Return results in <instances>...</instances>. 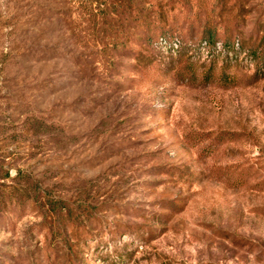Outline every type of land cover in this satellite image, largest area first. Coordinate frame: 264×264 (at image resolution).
Returning <instances> with one entry per match:
<instances>
[{
	"label": "rangeland",
	"instance_id": "1",
	"mask_svg": "<svg viewBox=\"0 0 264 264\" xmlns=\"http://www.w3.org/2000/svg\"><path fill=\"white\" fill-rule=\"evenodd\" d=\"M223 1L147 41L144 0H0V264H264V0Z\"/></svg>",
	"mask_w": 264,
	"mask_h": 264
},
{
	"label": "trees",
	"instance_id": "2",
	"mask_svg": "<svg viewBox=\"0 0 264 264\" xmlns=\"http://www.w3.org/2000/svg\"><path fill=\"white\" fill-rule=\"evenodd\" d=\"M144 2L146 3V6L141 4L140 9L138 8L142 12L138 10L136 11L137 13H140L137 15L139 16L140 27L143 33V38H145V40L148 41V38L153 35L154 31L157 32V35H164L161 36L164 38L165 35L170 34L174 29L177 31L180 30V27L171 26L169 22L171 21L170 13L173 12V9L175 8L174 4L177 2V0H144ZM235 6V2H231L230 4H227V0L221 2L220 8L228 9V16H226L227 14L224 16V21H228L230 19L233 20V18L235 19L236 13H234L233 9L235 8ZM203 12L204 14H207V11ZM198 14L199 13H195L194 15L198 17L200 15ZM147 15H149V19L146 18ZM200 32L202 33L201 37L205 39V43H212L214 41L215 29L211 26V23H208V21L202 20V23L200 25ZM227 38L228 37H226L223 41L222 46L226 48L233 47L234 42H229ZM260 46H264V30L256 36L255 45L248 49L249 53H251L252 56L257 57L258 59L263 61L264 51H262V49L259 50Z\"/></svg>",
	"mask_w": 264,
	"mask_h": 264
}]
</instances>
